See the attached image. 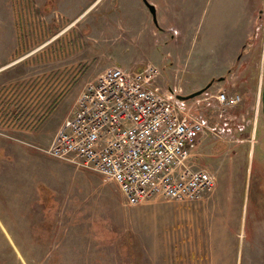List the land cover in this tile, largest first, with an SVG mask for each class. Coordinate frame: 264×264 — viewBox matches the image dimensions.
<instances>
[{
	"label": "rangeland",
	"instance_id": "obj_1",
	"mask_svg": "<svg viewBox=\"0 0 264 264\" xmlns=\"http://www.w3.org/2000/svg\"><path fill=\"white\" fill-rule=\"evenodd\" d=\"M127 1L0 0V16L18 12L20 32L13 50L0 18V264H264V169L251 161L264 0H159L156 23L146 6L143 23ZM60 3L75 18L60 15ZM53 49L85 54L70 66L60 56L39 61ZM116 66L154 67L155 85L190 117L206 118L193 162L215 183L199 199L130 206L115 183L44 152L90 76ZM220 92L234 104L224 108Z\"/></svg>",
	"mask_w": 264,
	"mask_h": 264
},
{
	"label": "built area",
	"instance_id": "obj_2",
	"mask_svg": "<svg viewBox=\"0 0 264 264\" xmlns=\"http://www.w3.org/2000/svg\"><path fill=\"white\" fill-rule=\"evenodd\" d=\"M156 76L151 66L104 71L85 85L44 152L115 183L130 206L153 197L199 199L215 183L193 162L207 120L184 112L155 85ZM217 101L224 108L234 104L225 92L217 94Z\"/></svg>",
	"mask_w": 264,
	"mask_h": 264
},
{
	"label": "crops",
	"instance_id": "obj_3",
	"mask_svg": "<svg viewBox=\"0 0 264 264\" xmlns=\"http://www.w3.org/2000/svg\"><path fill=\"white\" fill-rule=\"evenodd\" d=\"M64 1L65 0H60V2H63V4H64ZM147 1L149 3H151L152 5H155V7L157 8V10L161 9L158 6L159 0H147ZM127 2L131 3V5L134 8V10L141 16V21H143V23H146V22L150 23V19H149L148 15H147V11L145 9V5H144L143 0H130V1H127ZM11 4L12 3L9 4L10 7L12 6ZM67 8H68L67 6H61V3H60V15H62L65 12H69L70 13V17L75 18V16H76L75 13H74L75 11L72 10L71 8L68 10ZM198 9H199V3L196 2L195 6H193V8H191V10H194L195 12H197ZM46 11H47L48 14L51 13V11H49V10H46ZM186 12L187 11H185L183 13H184V16L187 18V19H185V21H188V19H192V17H193V13L192 12L193 11H190L188 13H186ZM253 13H254V11H253ZM252 15H254V14H252ZM0 18H2V20L4 21V23L8 26V32L7 33L9 34L10 41H14V43H15L14 44L15 46H13V50H18V47L20 46V41H19L20 36H18V33L20 34V32L17 29V24L19 23L18 22L19 21L18 12L15 11L14 9H10L5 16L1 15ZM55 22L56 23L58 22V18L55 20ZM55 22H53V23H55ZM248 23H249L248 27H246L245 30H244L245 33H247L248 32V29L250 30V28H251V24H250L249 21H248ZM30 29L35 30L36 27H31ZM37 34H38V31H35V35H37ZM62 34L63 33H61L60 36ZM27 38L28 37H26L24 40H27ZM68 38H69V36H68ZM68 38L67 37H64V41H65V39H68ZM56 39H58V35H55V36L51 37L50 39H45V41L43 43H41V47H39V49L44 48L45 46H47L49 43L55 41ZM18 41H19V43H18ZM61 42H62V39L60 38V44H61ZM57 45H59V44H57ZM4 49H5V47H4ZM59 50H60V48H59ZM59 50L55 51V49H53L51 51V53H47L48 51H46V54H43L42 55L43 58L40 57L39 58V61H41V59H44L45 58V60L47 59L45 61V63H49L48 65H50V64L55 63V61L57 60V58H59L57 56H60V66H70L71 64L76 63V61L78 59L81 60L79 54H81V53L85 54V52L80 51V50H78V51L72 50L74 53L68 54L67 53L68 51H65V52H63V54H60L59 55V53H60ZM37 51L38 50H36V52ZM41 62H43V61H41ZM0 65H1L0 67H3L2 64H0ZM105 70H107V69H100V70L96 71L92 76H90V78L100 76ZM59 124H60V120L57 121V128H58ZM254 127H255V124H254ZM9 129H10V127H9ZM11 129L17 130L16 128H11ZM59 129H57V130H59ZM48 131H45L44 137L49 136V135L51 136V135H53L55 133L54 132L53 134H50V133L48 134L47 133ZM19 132H21V131H19ZM30 133H26V134H30ZM10 134L13 135V137H15V133L14 134L13 133H10ZM52 141H53V139H52ZM52 141H51V143H52Z\"/></svg>",
	"mask_w": 264,
	"mask_h": 264
},
{
	"label": "water",
	"instance_id": "obj_4",
	"mask_svg": "<svg viewBox=\"0 0 264 264\" xmlns=\"http://www.w3.org/2000/svg\"><path fill=\"white\" fill-rule=\"evenodd\" d=\"M145 6L148 8L152 20L156 23V10L154 5L149 3L147 0H143ZM210 86L207 85L205 88L191 93L187 96H180L176 95V98L179 100H189L193 99L197 96L203 94L206 89ZM254 144L251 153V161L259 166L260 169H264V64H263V72L261 77L260 83V90H259V101H258V108H257V117L256 123L254 127Z\"/></svg>",
	"mask_w": 264,
	"mask_h": 264
},
{
	"label": "flooded vegetation",
	"instance_id": "obj_5",
	"mask_svg": "<svg viewBox=\"0 0 264 264\" xmlns=\"http://www.w3.org/2000/svg\"><path fill=\"white\" fill-rule=\"evenodd\" d=\"M221 79L224 78V77H220ZM225 79V78H224Z\"/></svg>",
	"mask_w": 264,
	"mask_h": 264
}]
</instances>
